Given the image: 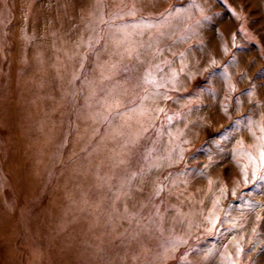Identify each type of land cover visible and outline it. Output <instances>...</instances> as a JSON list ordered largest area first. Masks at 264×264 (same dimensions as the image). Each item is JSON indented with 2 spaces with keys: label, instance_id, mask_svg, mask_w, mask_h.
Segmentation results:
<instances>
[{
  "label": "rangeland",
  "instance_id": "374dc122",
  "mask_svg": "<svg viewBox=\"0 0 264 264\" xmlns=\"http://www.w3.org/2000/svg\"><path fill=\"white\" fill-rule=\"evenodd\" d=\"M262 70L264 0H0V264H264Z\"/></svg>",
  "mask_w": 264,
  "mask_h": 264
},
{
  "label": "snow or ice",
  "instance_id": "6c2138e0",
  "mask_svg": "<svg viewBox=\"0 0 264 264\" xmlns=\"http://www.w3.org/2000/svg\"><path fill=\"white\" fill-rule=\"evenodd\" d=\"M226 2V0H225ZM233 15H235V12L232 13ZM264 71V70H262ZM262 132H264V128L260 129ZM259 160H260V165L261 167H264V145L261 146V150H260V154H259ZM253 176H255V172L253 173ZM255 178L257 180H264V175H260V176H255ZM245 180L247 181V176L245 177Z\"/></svg>",
  "mask_w": 264,
  "mask_h": 264
}]
</instances>
